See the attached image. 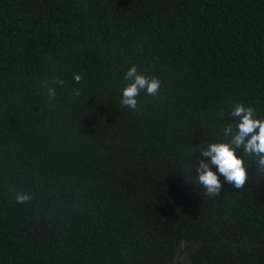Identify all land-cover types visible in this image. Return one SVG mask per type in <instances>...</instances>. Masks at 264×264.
Returning a JSON list of instances; mask_svg holds the SVG:
<instances>
[{
    "label": "trees",
    "instance_id": "1",
    "mask_svg": "<svg viewBox=\"0 0 264 264\" xmlns=\"http://www.w3.org/2000/svg\"><path fill=\"white\" fill-rule=\"evenodd\" d=\"M236 103L264 119V0H0V264H264L257 157L196 179Z\"/></svg>",
    "mask_w": 264,
    "mask_h": 264
},
{
    "label": "clouds",
    "instance_id": "2",
    "mask_svg": "<svg viewBox=\"0 0 264 264\" xmlns=\"http://www.w3.org/2000/svg\"><path fill=\"white\" fill-rule=\"evenodd\" d=\"M124 78L129 83L122 89L120 104L129 110H137V98L141 91L148 96H157L160 92L161 81L155 76L148 77L140 73L136 65L128 68ZM81 80V74H73L75 84H79ZM51 83L63 86L65 82L63 79L53 77ZM42 87L46 89L48 101L54 102L57 96L55 88L48 86V82L42 84ZM73 92L78 96L80 89H74ZM231 116L238 118V122L234 126L228 124L223 129V134L230 136L231 139L228 142L207 143L206 147L199 149L202 157L210 159L207 162L200 160L196 179L209 196L219 194L223 186L217 173L212 170V165H215L219 174L236 188L245 185L247 171L242 157L236 155L237 148H242L245 155L257 157L258 166L264 171V119L256 117L252 106L246 107L242 103L234 104ZM30 199L31 195L28 193L15 194V200L19 204H26Z\"/></svg>",
    "mask_w": 264,
    "mask_h": 264
}]
</instances>
